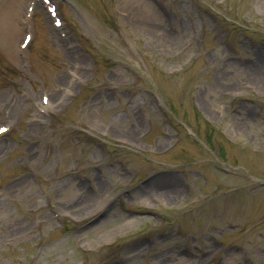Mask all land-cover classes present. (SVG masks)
Listing matches in <instances>:
<instances>
[{
	"label": "rangeland",
	"instance_id": "1",
	"mask_svg": "<svg viewBox=\"0 0 264 264\" xmlns=\"http://www.w3.org/2000/svg\"><path fill=\"white\" fill-rule=\"evenodd\" d=\"M52 4L0 0V264H264V0Z\"/></svg>",
	"mask_w": 264,
	"mask_h": 264
},
{
	"label": "bare ground",
	"instance_id": "2",
	"mask_svg": "<svg viewBox=\"0 0 264 264\" xmlns=\"http://www.w3.org/2000/svg\"><path fill=\"white\" fill-rule=\"evenodd\" d=\"M65 85H66V82H65ZM68 91H69V90H68V88H67V89H65V92H66V93H68Z\"/></svg>",
	"mask_w": 264,
	"mask_h": 264
},
{
	"label": "snow or ice",
	"instance_id": "3",
	"mask_svg": "<svg viewBox=\"0 0 264 264\" xmlns=\"http://www.w3.org/2000/svg\"><path fill=\"white\" fill-rule=\"evenodd\" d=\"M0 131H4V129H0Z\"/></svg>",
	"mask_w": 264,
	"mask_h": 264
}]
</instances>
